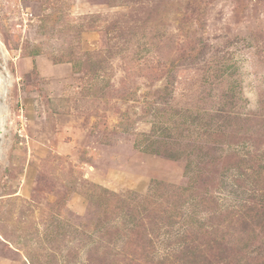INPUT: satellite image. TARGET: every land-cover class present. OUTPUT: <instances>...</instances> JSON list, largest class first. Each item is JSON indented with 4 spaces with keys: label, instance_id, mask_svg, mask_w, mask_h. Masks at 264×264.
<instances>
[{
    "label": "rangeland",
    "instance_id": "374dc122",
    "mask_svg": "<svg viewBox=\"0 0 264 264\" xmlns=\"http://www.w3.org/2000/svg\"><path fill=\"white\" fill-rule=\"evenodd\" d=\"M0 264H264V0H0Z\"/></svg>",
    "mask_w": 264,
    "mask_h": 264
}]
</instances>
